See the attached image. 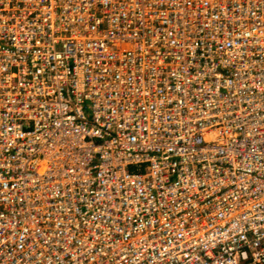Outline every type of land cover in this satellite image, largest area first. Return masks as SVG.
<instances>
[{
  "label": "built area",
  "instance_id": "built-area-1",
  "mask_svg": "<svg viewBox=\"0 0 264 264\" xmlns=\"http://www.w3.org/2000/svg\"><path fill=\"white\" fill-rule=\"evenodd\" d=\"M0 264H264V0H0Z\"/></svg>",
  "mask_w": 264,
  "mask_h": 264
}]
</instances>
